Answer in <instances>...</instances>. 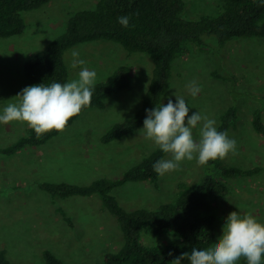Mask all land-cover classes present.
I'll use <instances>...</instances> for the list:
<instances>
[{
    "label": "rangeland",
    "instance_id": "374dc122",
    "mask_svg": "<svg viewBox=\"0 0 264 264\" xmlns=\"http://www.w3.org/2000/svg\"><path fill=\"white\" fill-rule=\"evenodd\" d=\"M96 1L50 0L44 7L23 13L26 27L22 33L0 37V114L8 104H18L17 95L28 87L21 75L22 62L59 36L72 13L92 8ZM184 1L187 18L213 14L221 2ZM213 39L208 47L193 46L176 57L162 105L169 99L175 104L176 96L182 97L190 108L189 115L198 112L214 119L217 125L222 111L235 103L239 119L228 134L236 142L235 150L223 159L242 167H261L254 175L228 180L230 192L217 212L215 243L233 211L241 216L251 214L264 224V132H255L251 125L253 108L260 107L264 119V107L257 100L264 96V37L235 38L222 47ZM73 51L79 52V59L85 64L72 67ZM65 59L70 69L68 82L77 80L85 67L97 73V82L107 77L117 64L129 63L133 67L132 85L127 91L109 96L104 108L85 109L45 144L13 156L0 154V248L6 250L15 264H44L40 254L43 249L51 250L62 264H103V254L117 250L121 243L116 218L102 207L96 195L53 199L35 181L83 185L99 177H115L157 146L146 138L143 126L110 143L100 140L113 123L130 117L140 106L148 83L147 55L126 54L118 43L103 40L73 46L65 52ZM192 82L200 88L195 96L188 87ZM27 127L23 121L0 123V146L12 143ZM200 127L198 124L193 129L197 142ZM164 159H172V155L168 153ZM200 173L201 164L194 156L191 161H182L178 170L160 175L158 186L130 181L112 193L128 209L153 208L172 197L179 181L193 182Z\"/></svg>",
    "mask_w": 264,
    "mask_h": 264
},
{
    "label": "trees",
    "instance_id": "16d2710c",
    "mask_svg": "<svg viewBox=\"0 0 264 264\" xmlns=\"http://www.w3.org/2000/svg\"><path fill=\"white\" fill-rule=\"evenodd\" d=\"M49 1L0 0V37L22 33L26 27L23 13L44 7ZM184 8V0H97L92 8L72 13L59 36L26 58L22 62L21 75L27 86L67 83L70 69L65 52L84 42L112 41L126 54L147 55L148 83L140 106L134 114L113 123L100 136L103 143L120 139L142 128L146 110L162 105L163 95L171 84L173 62L180 54H186L193 46L208 47L213 38L214 43L222 47L235 38L264 37V0H221L215 13L196 18L185 17ZM123 16L129 17L127 27L119 23ZM132 79V65L117 64L107 77L95 83L90 106L72 117L67 126L85 109H102L109 96L129 90ZM257 100L264 107V96ZM238 119L233 103L219 115L216 128L228 135ZM251 125L255 132H264L260 107L251 110ZM58 133L51 131L38 137L27 127L12 143L0 146V154L16 155L45 144ZM167 154L156 146L120 175L99 177L89 184L51 180H36L35 184L53 199L76 195H96L100 199L102 207L116 218L121 236L118 249L103 254V264H170L181 254H190L193 248L207 250L214 243L217 212L230 192L228 180L254 175L261 167H242L219 158L210 160L201 165L200 176L195 181H179L172 197L157 207H124L112 190L130 181L158 186L160 175L153 165L164 160ZM60 211L65 215L62 209ZM150 235L155 237L151 239ZM40 254L44 264H62L49 249L41 250ZM0 264H15L4 248H0ZM240 264H247L246 259L242 257Z\"/></svg>",
    "mask_w": 264,
    "mask_h": 264
},
{
    "label": "clouds",
    "instance_id": "9594fccd",
    "mask_svg": "<svg viewBox=\"0 0 264 264\" xmlns=\"http://www.w3.org/2000/svg\"><path fill=\"white\" fill-rule=\"evenodd\" d=\"M119 23L127 27L129 17H120ZM72 56V67L85 64L79 59L78 51H73ZM96 77L94 70L85 67L77 80L65 84L53 82L50 86L25 87L17 95L20 102L10 103L4 108L0 123L26 122L38 137L51 131L62 132L72 117L90 106ZM188 87L193 96L200 91L195 82ZM189 110L185 99L179 96H176L175 104L169 99L166 105L146 110L143 121L146 138L164 153L172 155V159L158 160L153 165L159 175L178 170L182 161H191L194 156L199 164L206 165L210 160L223 159L235 150V140L230 139L226 132L218 131L214 119L198 112L189 115ZM198 124L201 125L199 142L193 138V129ZM242 257L247 264H264V224L251 214L241 216L233 211L228 214L222 235L213 247L207 250L193 248L190 254L183 253L170 264H181L185 258L190 264H237Z\"/></svg>",
    "mask_w": 264,
    "mask_h": 264
}]
</instances>
